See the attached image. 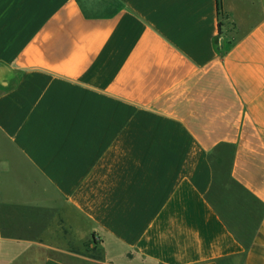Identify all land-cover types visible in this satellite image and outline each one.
<instances>
[{
  "label": "crops",
  "instance_id": "0c3cea01",
  "mask_svg": "<svg viewBox=\"0 0 264 264\" xmlns=\"http://www.w3.org/2000/svg\"><path fill=\"white\" fill-rule=\"evenodd\" d=\"M221 9L0 0V264H264V0Z\"/></svg>",
  "mask_w": 264,
  "mask_h": 264
},
{
  "label": "rangeland",
  "instance_id": "374dc122",
  "mask_svg": "<svg viewBox=\"0 0 264 264\" xmlns=\"http://www.w3.org/2000/svg\"><path fill=\"white\" fill-rule=\"evenodd\" d=\"M219 45L217 44V47ZM78 255L83 256L85 259L102 260V253L97 247H93L91 243H85L81 251H77Z\"/></svg>",
  "mask_w": 264,
  "mask_h": 264
},
{
  "label": "trees",
  "instance_id": "16d2710c",
  "mask_svg": "<svg viewBox=\"0 0 264 264\" xmlns=\"http://www.w3.org/2000/svg\"><path fill=\"white\" fill-rule=\"evenodd\" d=\"M217 14H218V18H219L218 30L220 33V29L222 27V20L224 18L223 13H222V9H221V0H217ZM217 51L221 54V56H224L226 51H227V47H225L224 45L218 46Z\"/></svg>",
  "mask_w": 264,
  "mask_h": 264
}]
</instances>
